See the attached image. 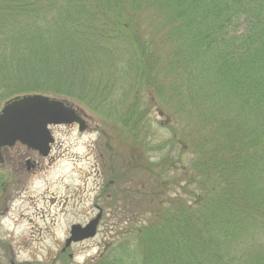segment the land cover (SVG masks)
<instances>
[{
  "label": "trees",
  "instance_id": "16d2710c",
  "mask_svg": "<svg viewBox=\"0 0 264 264\" xmlns=\"http://www.w3.org/2000/svg\"><path fill=\"white\" fill-rule=\"evenodd\" d=\"M0 92L83 105L146 152L166 117L90 264H264V0H0Z\"/></svg>",
  "mask_w": 264,
  "mask_h": 264
},
{
  "label": "rangeland",
  "instance_id": "374dc122",
  "mask_svg": "<svg viewBox=\"0 0 264 264\" xmlns=\"http://www.w3.org/2000/svg\"><path fill=\"white\" fill-rule=\"evenodd\" d=\"M3 94L0 111L12 95ZM43 96L66 101L53 95ZM66 102L86 115L85 132H79L76 125L52 127L55 144L46 159L19 146L2 154L0 264L96 261L115 245L116 223L124 219L123 207L133 201L136 205L134 192L138 190L139 178L145 175L139 164L151 163V123L158 141L170 135L166 117H160L158 109H153L152 114L149 111L146 152L129 144L119 128L106 126L88 108ZM27 160L39 164L35 171H28ZM124 190L128 195L123 196ZM99 213L102 219L96 237L63 251L71 227L85 226Z\"/></svg>",
  "mask_w": 264,
  "mask_h": 264
},
{
  "label": "water",
  "instance_id": "95a60500",
  "mask_svg": "<svg viewBox=\"0 0 264 264\" xmlns=\"http://www.w3.org/2000/svg\"><path fill=\"white\" fill-rule=\"evenodd\" d=\"M77 125L79 132L88 128L83 112L66 101L43 95H28L7 102L0 111V155L3 149H12L17 145L48 158L55 143L52 127ZM26 161L28 171L32 166ZM102 219L99 213L85 226L73 225L65 248L73 244L93 239L98 233Z\"/></svg>",
  "mask_w": 264,
  "mask_h": 264
},
{
  "label": "flooded vegetation",
  "instance_id": "af4514ba",
  "mask_svg": "<svg viewBox=\"0 0 264 264\" xmlns=\"http://www.w3.org/2000/svg\"><path fill=\"white\" fill-rule=\"evenodd\" d=\"M61 127H63V126H61ZM61 127H59V128H61ZM88 129V128H87ZM54 145V144H53ZM53 145H52V148H53ZM10 149H3L2 151H1V155H0V161L2 162L3 161V157H2V154L3 153H7L8 151H9ZM33 164H32V166L30 167V170L29 171H35L36 170V168L38 167V163H36V162H32Z\"/></svg>",
  "mask_w": 264,
  "mask_h": 264
}]
</instances>
